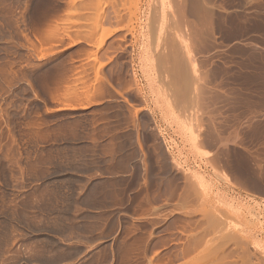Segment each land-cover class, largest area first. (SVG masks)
<instances>
[{
    "label": "rangeland",
    "instance_id": "obj_1",
    "mask_svg": "<svg viewBox=\"0 0 264 264\" xmlns=\"http://www.w3.org/2000/svg\"><path fill=\"white\" fill-rule=\"evenodd\" d=\"M163 1L0 0V264H22V246L32 241L88 240L71 234L118 227L115 264H264V0ZM175 59L189 72L184 79L195 81L185 100ZM109 88L115 94L104 105L60 108L79 94L92 98ZM98 121H105L99 134L133 122L150 142V179L110 219L84 210L107 204L78 193L83 178L75 171L91 163L79 162L71 147L41 145ZM199 177L209 184L203 190ZM209 209L224 223L231 217L225 230L240 239L231 240ZM194 237L200 243L191 252Z\"/></svg>",
    "mask_w": 264,
    "mask_h": 264
},
{
    "label": "crops",
    "instance_id": "obj_2",
    "mask_svg": "<svg viewBox=\"0 0 264 264\" xmlns=\"http://www.w3.org/2000/svg\"><path fill=\"white\" fill-rule=\"evenodd\" d=\"M114 94H115L114 90L110 88L107 89L103 95L97 92L94 96H92V98H88L85 94H79L68 100L70 108L69 107L68 108L60 107V108L89 110L108 103V101L111 100ZM94 100L96 103L94 102ZM132 111H134V109H132ZM104 123L105 121H98L92 125L91 130L88 131L84 130L79 135H74V136L55 135L54 137L52 136L49 141L41 144L44 147H51V148L71 147L74 149L76 154V159L79 162L83 161V162L91 163V166L89 168L76 169L75 173L77 176L83 178V181L80 184H78V188H79L78 193L80 196L84 197L85 199L90 198V200L92 199L91 201H97L107 204L104 206H89V207L84 206V210L92 214H108L109 212H112L114 210L123 207L124 203L130 202L131 196L137 194L139 186L143 185L147 179H150V175H149L150 166L147 160L148 154L150 153V142H147L144 139L143 134L139 131V127L136 126L133 122L130 123L127 122L125 123L126 125L125 124L120 125V127L118 128H113V129L108 128V132H106L105 134H99L98 127ZM107 126L109 127V124ZM134 132L136 133L134 134ZM118 136L119 139L117 140L116 138H118ZM162 141L164 142V139H162ZM121 145L123 146V148ZM163 147L167 151L168 146L165 142L163 143ZM128 154L129 157L127 156ZM122 161H123L122 163L123 166L121 164ZM125 169L126 171L124 172ZM68 172L69 171H65L62 174H66ZM54 177L55 175L50 176L49 179H51V181H49V184H52L53 181L52 179ZM136 177H138L141 181L137 182L136 187L128 188L127 184H129V182L135 179ZM101 180L102 181L104 180L102 184L100 183ZM109 182L110 184H108ZM113 185L118 187V189ZM111 216L112 214L110 215L108 214V217L105 219H110ZM121 232H122L121 227H118V229H116L115 231L108 232L106 234L102 233V229L100 228H94L91 230L87 228H79L76 232L73 231L71 235L74 236L76 234H81L85 238H90V239L88 240L86 239L81 240L80 238H71L67 240L59 239L55 243L32 241L22 246L25 248L26 253H25V257L21 260V263L22 264H115L117 260L116 259L117 248L115 241L118 235L121 234ZM47 233H48L47 235L53 236V233L51 231H48ZM107 254H108V260L101 261L103 258L107 256Z\"/></svg>",
    "mask_w": 264,
    "mask_h": 264
},
{
    "label": "bare ground",
    "instance_id": "obj_3",
    "mask_svg": "<svg viewBox=\"0 0 264 264\" xmlns=\"http://www.w3.org/2000/svg\"><path fill=\"white\" fill-rule=\"evenodd\" d=\"M69 1H70V0H69ZM99 1H100V0H99ZM165 1H166V0H165ZM168 1H169V0H168ZM162 2H163V4H165L163 0H162ZM162 2L159 3V5L162 4ZM191 2H192V1H191ZM204 2H205V0H204ZM94 3H95V2H94ZM136 3H137V2H136ZM166 3H167V2H166ZM172 3H173V1H172ZM174 3H175V2H174ZM75 4H76V3H75ZM75 4H74V5H75ZM84 4H85V3H84ZM84 4H83V5H84ZM90 4H91V2H90ZM98 4H99V2H98ZM74 5H73V6H74ZM78 5H79V4H78ZM83 5H82V6H83ZM169 5H171V2H169ZM177 5H178V0H177V4H176V6H177ZM184 5H185V4H184ZM188 5H189V4H188ZM190 5H191V3H190ZM201 5H202V3H201ZM75 6H77V5H75ZM82 6H81V3H80V7H82ZM164 6L166 7V5H164ZM174 6H175V5H174ZM70 7H71V6H70ZM94 7H95V4H94ZM149 7H150V6H149ZM165 7H163V8H165ZM170 7H171V6H170ZM170 7H169V8H170ZM182 7H183V5H182ZM203 7H204V6H203ZM76 8L79 9L78 7H76ZM96 8H98V6H97ZM169 8L166 7V10L169 9ZM188 8H189V7H188ZM93 9H94V8H93ZM176 9H177V7H176ZM178 10H179L178 12H180V9H178ZM193 10H194V9H193ZM201 10H202V9H201ZM205 10H206V9H205ZM97 11H98V10H97ZM160 11H161V12L164 11V14L162 13V14H163L162 16L164 17V20H166V19H165L166 16H164V15H166V14H165V10L163 9V11H162V9H161ZM175 11H177V10H175ZM188 11H189V10H188ZM75 12H76V11H75ZM199 12H200V10H199ZM98 13H99V11H98ZM166 13H167V12H166ZM183 13H185V12H183ZM183 13H181V15H182ZM203 13H204V12H203ZM160 14H161V13H160ZM199 14H201V13H199ZM177 15H178V14H177ZM201 15H202V14H201ZM162 16L160 15V17H162ZM193 16H194V15H193ZM76 17H77V16H76ZM183 17H185V16H183ZM150 19H151V18H150ZM178 19H179V18H178ZM180 19H181V18H180ZM162 20H163V19H162ZM190 20H191V19H190ZM152 21H153V20H152ZM175 21H176V20H175ZM183 21H184V20H183ZM156 22H157V21H156ZM151 23H152V22H151ZM154 23H155V21H154ZM162 23H163V22H162ZM177 23H178V21H177ZM157 24H158V23H157ZM188 24H189V23H188ZM150 25H151V24H150ZM152 25H153V24H152ZM172 25L175 26V25H174V19H173V24H172ZM177 25H178V24H176V27H177ZM179 25H180V23H179ZM179 25H178V26H179ZM181 25H182V24H181ZM158 26H160V25H158ZM176 27H175V28H176ZM180 27L182 28V26H180ZM197 27H198V26H197ZM197 27H196V29H197ZM183 28H184V27H183ZM183 28H182V30H181V38H182V36H183V35H182ZM152 29H153V28H152ZM179 29H180V28H179ZM185 29H186V28H185ZM185 29H184V31H185ZM193 29H194V28H193ZM155 30H156V29H155ZM155 30H154V31H155ZM172 30H173V29H172ZM55 31H56V29H55ZM213 31H214V30H213ZM151 32H152V31H151ZM170 32H171V31H170ZM179 32H180V31H179ZM56 33H57V32H56ZM189 33H190V32H189ZM50 34H52V31H51ZM183 34H184V33H183ZM52 35L55 36L54 33H53ZM170 35H171V33L169 34V36H170ZM173 35H174V34H173ZM59 36H60V35H59ZM60 37H61V36H60ZM173 37H174V36H173ZM188 37H189V35H188ZM201 37H202V36H201ZM203 37H204V35H203ZM189 38H190V37H189ZM168 39H169V38H167L166 40L168 41ZM172 39H173V38H172ZM172 39H171V41H172ZM185 39H186V37H185ZM203 39H204V38H203ZM207 39H208V38H207ZM173 40H174V39H173ZM176 40H177V36H176V39H175L174 42H176ZM200 40H201V39H200ZM169 41H170V39H169ZM171 41H170V45H172V44H171ZM165 42H166V41H165ZM177 42H178V41H177ZM179 42H180V40H179ZM184 42H185V41H184ZM198 42H200V41H198ZM204 42H205V41H204ZM195 43H196V42H195ZM195 43H194V45H195ZM168 44H169V43H168ZM168 44H166V46H167ZM178 44H179V43H178ZM178 44H177V45H178ZM182 44H183V43H182ZM185 44H186V43H185ZM192 45H193V43H192ZM201 45H203V44H201ZM168 46H169V45H168ZM183 46H184V44H183ZM183 46H182V47H183ZM172 47H174V50H175L176 46H172ZM191 47H192V46H191ZM170 48H171V47H170ZM179 48L181 49V47H179ZM189 48H190V47H189ZM196 48H197V47H196ZM177 49H178V48H177ZM177 49H176V50H177ZM192 49H193V47H192ZM211 49H212V48H211ZM170 50H171V49H169V51H168L169 53H171ZM181 50H182V49H181ZM186 50H187V46H186ZM172 51H173V50H172ZM183 51H184V50H183ZM188 51H189V49L187 50V52H188ZM190 51H191V50H190ZM145 52H147V51H145ZM163 52H164V51H163ZM168 52H167V56H168ZM179 52H180V51H179ZM193 53H194V51H193ZM182 54H183V53H182ZM184 54H185V52H184ZM189 54H192V53H188V55H189ZM142 55H144V54L142 53ZM172 55H174V54H171V55H169V56L171 57ZM175 55H176V54H175ZM148 56H149V54H148ZM148 56H147V59H146V60H150V59H148ZM152 56H153V55H152ZM165 56H166V55H165ZM169 56H168V57H169ZM184 56H185V55H184ZM144 57H145V56H144ZM162 57H163V56H162ZM178 57H179V55H178ZM190 57H192V60H194V59H193V55H192V56L190 55ZM142 58H143V57H142ZM149 58H150V56H149ZM179 58H180V57H179ZM182 58H183V57H181L180 59H182ZM187 58H188V56H187ZM201 58H202V57H201ZM163 59H164V57H163ZM163 59H162V60H163ZM176 59L178 60V58H176ZM176 59H175V60H176ZM180 59H179V60H180ZM183 59H184V58H183ZM185 59H186V58H185ZM185 59H184V60H185ZM143 60H144V59H143ZM166 60H168V59H166ZM171 60H172V59H171ZM173 60H174V58H173ZM177 60H176V63H179L180 61L178 60L179 62H177ZM151 61H152V60H151ZM151 61H150V62H151ZM159 61H160V60H159ZM169 61H170V58H169ZM169 61H168V62H169ZM181 61H182V60H181ZM185 61H186V60H185ZM199 61H200V60H199ZM203 61H204V60H203ZM163 62H165V61H163ZM182 62H183V61H182ZM182 62L179 63V65H177V66H178L177 69H179V70H177V69H176V70H177L178 72H179V71H182V70H180L181 68H179V67L182 65ZM186 62L188 63V61H186ZM190 62H192V61L190 60ZM190 62H189L188 64H190ZM193 62H194V61H193ZM153 63H154V61H153ZM153 63H152V65H150V66H153ZM160 63H161V61H160ZM160 63H159V64H160ZM165 63H167V62H165ZM165 63H164V66H165V68H166ZM174 63H175V62H174ZM176 63H175V64H176ZM205 63H206V62H205ZM170 64H171V63H170ZM185 64H186V63H185ZM201 64H202V63H201ZM157 65H158V64H157ZM172 65H173V63H172ZM186 65H187V64H186ZM193 65H194V64H193ZM169 66H170V65H169ZM182 66H183V65H182ZM188 66H192V65H188ZM154 67H155V66H154ZM173 67H174V65H173ZM165 68H163V70H165ZM171 68H172V66H171ZM175 68H176V67H175ZM182 68H184V67H182ZM186 68H187V67H186ZM150 69H152V68H150ZM188 69H189V68H188ZM194 69H195V68H194V66H193L192 70H193V72H196V71H194ZM201 69H202V68H201ZM184 70H186V69H183L182 72H184ZM190 70H191V68H190ZM165 71H166V70H165ZM167 71H168V70H167ZM177 71H176V72L173 71V72L176 74ZM205 71H206V69H205ZM182 72H180V74H181ZM188 73H189V72H187V75H188ZM180 74H179L178 77L181 78L182 75H183V77L181 78V80L184 79L185 72H184V74H182L181 76H180ZM177 75H178V73H177ZM187 75H185L187 78L190 77L189 75H188V76H187ZM192 75H193V74L191 73V77H192ZM197 75H198V74H197V72H196V73L194 74V76H197ZM204 75H205V74H204ZM172 76H173V74H172ZM172 76H171V78H172ZM207 76H208V75H207ZM176 77H177V76H176ZM178 77H177V79H178ZM186 77H185V78H186ZM200 77H201V76H200ZM203 77L205 78V76H203ZM187 78H186V80L184 79V81H185L187 84H186V83L183 84L184 86H185V85L187 86V87H186L187 90L185 89V87H184V89H183V86H182V88H181L180 86H181L182 83H180L181 81H178V82H179V83H178V89L180 90L179 93L181 92L182 89L185 91V93H183V91H182V96H183V97L180 95V96L182 97L181 100H183L184 98L187 99L186 94H187V92L190 93L189 90H190V87H191V86H189V85H190V83H191L192 81H194V80H193L194 78H192V81L187 82V80H188V81L191 80V78H189V79H187ZM196 78H198V77H195V79H196ZM177 79L175 78V82L177 81ZM199 79H200V81L202 80L201 78H199ZM182 81H183V80H182ZM184 81H183V82H184ZM198 81H199V80H198ZM194 82H195V81H194ZM194 82H192V83L194 84ZM202 82H203V81H202ZM179 84H180V85H179ZM171 85H172V84H171ZM173 85H174V84H173ZM173 85H172V86H173ZM175 85H176V84H175ZM194 85H195V84H194ZM255 87H256V86H255ZM176 88H177V87H175V90H174V91L177 92L178 90H176ZM192 88H193V86H192ZM172 89H173V88H172ZM234 89H235V88H234ZM191 90H192V89H191ZM193 90H194V89H193ZM243 90H244V88H243ZM111 91H112V90H111ZM186 91H187V92H186ZM202 91H204V89H203ZM206 91H207V90H206ZM226 91H227V90H226ZM252 91H253V90H252ZM237 93H238V92H237ZM108 94H109V93H108ZM180 94H181V93H180ZM200 94H201V92H200ZM211 94H212V93H211ZM220 94H221V93H220ZM223 94H224V93H223ZM226 94H227V92H226ZM239 94H240V93H239ZM94 95H95V94H94ZM184 95H185V96H184ZM190 95H191V93H190ZM224 95H225V94H224ZM180 96H179V97H180ZM187 96H188V94H187ZM202 96H203V95H202ZM204 96H205V95H204ZM250 96H251V95H250ZM95 97H96V96H95ZM189 98H190V96H189ZM195 98H196V97H195ZM203 98H204V97H203ZM205 98H206V96H205ZM185 99H184V100H185ZM218 99H219V98H218ZM108 100H109V99H108ZM190 100H192V99H190ZM221 100H222V99H221ZM75 101H76V100H75ZM187 101H188V100H187ZM82 102H83V100H82ZM82 102H81V103H82ZM87 102H88V101H87ZM94 102H95V100H94ZM100 102H101V100H100ZM84 103H85V102H84ZM95 103H96V102H95ZM180 103H181V102H180ZM204 103H205V101H204ZM90 104H91V103H90ZM85 105H86V104H85ZM81 106H82V105H81ZM68 107H69V106H68ZM68 107H66V108H68ZM71 107H72V106H71ZM69 108H70V107H69ZM72 108H73V107H72ZM73 109H74V108H73ZM73 109H72V110H73ZM74 110H75V109H74ZM202 113H203V112H202ZM200 114H201V113H200ZM202 115H203V114H202ZM212 118H213V117H212ZM214 119H215V118H214ZM214 119H213V120H214ZM207 120H208V119H207ZM211 120H212V119H211ZM213 120H212V121H213ZM226 120H227V119H226ZM212 121H211V122H212ZM215 121H216V119H215ZM127 122H128V121H127ZM199 122H200V121H199ZM120 123H121V122H120ZM129 123H130V122H129ZM205 123H208V122H205ZM199 124H200V123H199ZM210 124H211V123H210ZM222 124H223V123H222ZM119 125H120V124H119ZM125 125H126V124H125ZM127 125H128V124H127ZM214 125H215V124H214ZM116 126H117V125H116ZM206 126H207V124H206ZM260 126H261V124L259 125V127H260ZM119 127H120V126H119ZM209 127H210V126H209ZM212 127H213V126H212ZM212 127L209 128V129H212ZM227 127H228V126H227ZM187 128H188V127H187ZM191 128H192V127L189 126L188 132H189V130L193 131V129H191ZM129 129H130V128H129ZM129 129H128V131H129ZM214 129H215V128H214ZM125 130H126V129H125ZM132 131H133V129H132ZM186 131H187V129H186ZM199 131H200V130H199ZM205 131H207V130H205ZM205 131H204V132H205ZM208 132H210V131H208ZM129 133H130V131H129ZM186 133H187V132H186ZM191 133H192V134H190V136L192 135V139L190 138L189 140H192V141L195 140V141H193V142H194L193 144L195 145L196 142H198L197 139H196L198 135H197V133H196V131H195V134L197 135L196 138H195V135H193L194 131L191 132ZM117 134H118V133H117ZM123 134H124V133H123ZM131 135H132V134H131ZM209 135H210V134H209ZM211 135H212V133H211ZM224 135H225V133H224ZM116 136H117V135H116ZM128 136H129V135H128ZM193 136H194V139H193ZM218 136H219V135H218ZM98 137H99V136H98ZM113 137H114V136H113ZM198 137H199V136H198ZM96 138H97V137H96ZM100 138H101V136H100ZM127 138H128V137H127ZM132 138H133V137H132ZM207 138H208V137H207V135H206V139H207ZM220 138H221V136H220ZM223 138H224V136H223ZM227 138L229 139L228 136H227ZM116 139L118 140V139H119V136H118V138H116ZM214 139H215V138H214ZM80 140H81V139H80ZM125 140H126V139H125ZM189 140H188V141H189ZM199 140H200V139H199ZM233 140H234V139H233ZM236 140H237V139H236ZM93 141H94V140H93ZM122 141H123V140H122ZM207 141H208V140H207ZM225 141H226V140H225ZM237 141H238V140H237ZM120 142H121V140H120ZM202 142H203V141H202ZM205 142H206V141H205ZM221 142H222V139L220 140V143H221ZM223 142H224V141H223ZM227 142H228V141H226V143H227ZM125 143H127V142H125ZM208 143H209V142H208ZM228 143H230V142H228ZM105 144H106V143H105ZM122 144H123V143H122ZM198 144H199V143H198ZM203 144H204V143H203ZM117 145H118V144H117ZM133 145H134V143H133ZM196 145H197V144H196ZM200 145H201V141H200ZM218 145H219V144H218ZM221 145H222V143H221ZM121 146H122V145H121ZM162 146H163V145H162ZM206 146H207V145H206ZM206 146H205V147H206ZM208 146H209V145H208ZM226 146H227V144H226ZM125 147H126V146H125ZM128 147H129V146H128ZM193 147H194V146H193ZM195 147H197V146H195ZM219 147H220V146H219ZM118 148H119V146H118ZM122 148H123V146H122ZM201 148H202V147H201ZM212 148H213V146H212ZM106 149H107V147H106ZM109 149H110V147H109ZM137 149H138V148H137ZM198 149H199V148H198ZM214 149H216V147H215ZM113 150H114V148H113ZM116 150H117V149H116ZM167 150H168V149H167ZM203 150H204V149H203ZM88 151H89V150H88ZM117 151H118V150H117ZM119 151H120V150H119ZM122 151H123V150H122ZM125 151H126V149H125ZM133 151H134V150H133ZM213 151H214V150H213ZM221 151H222V149H221ZM229 151H230V150H229ZM229 151H228V153H229ZM130 152H131V151H130ZM135 152H136V151H135ZM86 153H87V152H86ZM122 153H123V152H122ZM231 153H232V151H231ZM231 153H230V154H231ZM129 154H130V153H129ZM129 154L127 155L128 157H129ZM132 154H133V153H132ZM134 154H135V153H134ZM95 155H96V154H95ZM113 155H114V154H113ZM232 155H233V154H232ZM232 155H230V156L232 157ZM110 156H111V155H110ZM125 156H126V155H125ZM226 156H227V155H226ZM131 157H132V156H131ZM131 157H130V158H131ZM92 158H93V157H92ZM215 158H216V157H215ZM215 158H214V159H215ZM120 159H121V158H120ZM125 159H126V157H125ZM127 159H128V158H127ZM210 159H211V158H210ZM221 159H222V157H221ZM109 160H111V159H109ZM212 160H213V157H212ZM230 161H231V160H230ZM113 162H114V161H113ZM124 162H127V161H124ZM135 162H136V161H135ZM220 162H221V161H220ZM228 162H229V161H228ZM122 163H123V161L121 162V164H122ZM129 163H130V162H129ZM225 163H226V160H225ZM114 164H115V163H114ZM136 164H137V163H136ZM136 164H135V165H136ZM212 164H213V163H212ZM214 164H215V163H214ZM219 164H220V163H219ZM132 165H133V164H132ZM220 165H221V164H220ZM223 165H225V164H223ZM226 165H227V164H226ZM226 165H225V166H226ZM101 166H102V165H101ZM110 166H111V165H110ZM117 166H120V165H117ZM122 166H123V164H122ZM122 166H121V167H122ZM125 166H126V164H125ZM138 166H139V165H138ZM232 166H233V165H232ZM230 167H231V166H230ZM94 168H95V167H94ZM218 168H219V167H218ZM218 168H217V169H218ZM227 168H228V165H227ZM110 169H111V168H110ZM123 169H124V168H123ZM134 169H135V168H134ZM111 170H112V169H111ZM253 170H254V169H253ZM261 170H262V169H261ZM112 171H113V170H112ZM115 171H116V170H115ZM122 171H123V170H122ZM122 171H121V172H122ZM125 171H126V169L124 170V172H125ZM130 171H131V170H130ZM226 171H227V170H226ZM230 171H231V170H230ZM112 174H113V173H112ZM117 174H118V172H117ZM230 174H231V173H230ZM119 175H120V174H119ZM198 175H199V174H198ZM198 175H197V176H198ZM200 175H201V174H200ZM200 175H199V176H200ZM107 176H108V175H107ZM194 176H195V175H194ZM201 176H202V175H201ZM223 176H224V175H223ZM229 176H231V175H229ZM204 177H205V176H204ZM227 178H228V177H227ZM235 178H236V177H235ZM121 179H122V178H121ZM196 180H197V179H196ZM199 180H200L199 182H200V185H201V186H200V185H199V186L202 187L201 189L203 190V189H204L203 186L205 185V182H204V180H203L202 177H199ZM261 180H262V179H261ZM103 181H104V180H103ZM103 181L101 180L100 183L102 184ZM105 181H106V180H105ZM109 181H110V180H109ZM197 181H198V180H197ZM88 182H89V181H88ZM107 182H108V181H107ZM107 182H106V183H107ZM206 182H207V181H206ZM108 184H110V182H109ZM115 184H116V183H115ZM239 184H240V182H239ZM104 185H105V184H104ZM117 185H118V184H117ZM208 185H209V184H207V186H208ZM242 185H243V184H242ZM247 185H248V184H247ZM113 186H114V185H113ZM207 186H204V187H207ZM248 186H249V185H248ZM250 186H251V184H250ZM250 186H249V187H250ZM114 187H116V186H114ZM239 187H240V186H239ZM254 187H255V185H254ZM116 188L118 189V187H116ZM257 188H258V186H257ZM261 188H262V187H261ZM111 190H112V188H111ZM204 191H206V190H204ZM207 192H208V189H207ZM198 193H199V189H198ZM216 193H217V192H216ZM199 194L202 195L201 192H200ZM207 194H208V193H207ZM195 195H196V194H195ZM202 200H203V199H202ZM225 202H226V201H225ZM202 203H203V202H202ZM222 203H223V202H222ZM230 204H231V203H230ZM225 205H226V203H225ZM227 205H228V203H227ZM229 206H230V205H229ZM229 206H228V208H229ZM213 208H214V207H213ZM218 209H219V208H218ZM231 209H232V208H231ZM234 209H235V207H234ZM208 211H209V215H210V214H211V213H210V209H209ZM211 211H213V210H211ZM220 211H221V210H220ZM213 212H214V211H213ZM227 212H228V211H227ZM233 213H234V212H233ZM236 213H237V212H236ZM209 215H208V218H209ZM212 215H215V216H216V217H214V218H215L214 221L216 220L215 223H216V225H217V223L220 221V220H219L220 218L217 217V216L219 215V213H218V214H215V213L213 214V213H212L211 216H212ZM229 215H230V214H229ZM220 216H222V215H220ZM223 216H224V215H223ZM223 216H222V217H223ZM225 216H226V215H225ZM225 216H224V217H225ZM261 216H262V215H261ZM222 217H221V218H222ZM228 217H229V216H228ZM216 218H219V219L217 220ZM230 218H231V217H230ZM230 218H229V220H227L228 218H227L226 220H225V218H224L225 223L222 222V220L219 222L220 226L222 225V227H223V225H224V230H225V228H227V226H228V229H229V224H230L229 222H230L231 220L233 221V219L231 218V220H230ZM205 219H206V218H205ZM226 221H227V222L229 221V222L227 223L228 225L226 224ZM234 221H235V219H234ZM236 222H237V219H236ZM203 223L205 224L206 222L202 221V224H203ZM223 223H224V224H223ZM200 224H201V223H200ZM200 224H199V226H200ZM209 224H210V223H209ZM219 224H218V226H219ZM195 225H196V224H195ZM245 225H246V224H245ZM201 226H202V225H201ZM201 226H200V227H201ZM220 226H219V227H220ZM231 226H232V224H231ZM239 226H242V224H240ZM247 226H248V225H247ZM209 227H210V226H209ZM242 227H243V226H242ZM242 227H241V228H242ZM244 227H245V226H244ZM197 228H198V227H197ZM210 229H212V227H211V228H208V230H210ZM220 229H222V228H220ZM205 230H207L206 227H205ZM205 230H204V231H205ZM224 230H223V231H224ZM245 230L247 231V229H245ZM245 230L242 229L243 232H244ZM250 230H251V229H250ZM229 231H230V229H229ZM240 231H241V230H240ZM212 232H213V231H212ZM214 232H215V231H214ZM237 232H238V231H237ZM208 233H209V231H208ZM208 233H207V234H208ZM225 233H227V234L230 233V234L232 235V236H231L230 234L228 235V237L230 236L231 240H232V238L236 239V238L239 237V239H240V237H241V236H239V235L235 237V235H236L237 233H231V232L228 233L226 230H225ZM196 234H197V233H194V235H196ZM203 234H204V232H203ZM214 234H215V233H214ZM241 234H242V233H241ZM244 234H245V233H244ZM246 234H247V233H246ZM246 234H245V235H246ZM190 235H191V234H190ZM194 235H193V236H194ZM198 235H199V234H198ZM219 235H220V234H219ZM233 235H234V237H233ZM248 235H249V234H248ZM188 236H189V235H188ZM220 236H221V235H220ZM252 236H253V234H252ZM113 237H114V236H113ZM198 237H200V240H201V236H198ZM243 237H244V236H243ZM245 237L248 238L247 235H246ZM189 238H190V236H189ZM203 238H204V237H203ZM239 239H237L238 242H239ZM202 240H203V239H202ZM215 240H216V239H215ZM249 240H250V239H249ZM197 241H198V239L195 238V237L192 239V241H191V239H190V244L187 245V246H188V250H190L191 252L194 251L193 249H194L195 246L197 245L196 243H200V241H199V242H197ZM211 241H212V240H211ZM219 241H220V240H219ZM233 241H234V240H233ZM186 242H187V241H186ZM251 242H252V240H251ZM251 242H250V243H251ZM257 242H258V240H257ZM257 242H256V243H257ZM212 243H213V242H212ZM215 243H216V242H215ZM217 243H218V242H217ZM251 244H253V242H252ZM254 244H255V241H254ZM260 244H261V242H260V240H259V245H260ZM256 245L259 246L258 244H256ZM256 245H253V246H256ZM261 245H262V244H261ZM216 246H217V245H215V247H216ZM241 246H242V245H241ZM220 247H222V246H220ZM261 248H262V250H263V245L261 246ZM261 248H260V247H259V248L256 247L257 250H259V249L261 250ZM186 249H187V247H186ZM247 250H248V249H247ZM97 251H98V250H97ZM186 251H187V250H186ZM186 251H185V252H186ZM213 251H214V250H213ZM216 251H217V250H216ZM219 251H220V250H219ZM244 251L246 252L245 247L243 248V253H244ZM211 252H212V251H211ZM211 252H210V253H211ZM261 252H262V251H261ZM96 253H97V252H96ZM182 253H183V252H182ZM182 253H181V254H182ZM243 253H242V254H243ZM233 254H234V253H233ZM239 254H240V253H239ZM248 254H249V253H248ZM246 255H247V254H246ZM205 256H206V254H205ZM208 256H209V254H208ZM206 257H207V256H206ZM240 258H241V256H240ZM243 259H244V257H243ZM200 260H201V258H200ZM73 261H74V260H73ZM197 261H198V260H197ZM248 261H249V260H248Z\"/></svg>",
    "mask_w": 264,
    "mask_h": 264
}]
</instances>
